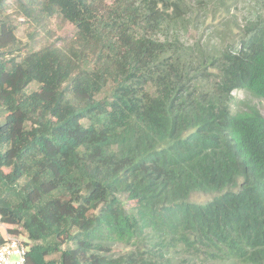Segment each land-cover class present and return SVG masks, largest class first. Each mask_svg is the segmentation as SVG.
Returning <instances> with one entry per match:
<instances>
[{"label": "trees", "instance_id": "16d2710c", "mask_svg": "<svg viewBox=\"0 0 264 264\" xmlns=\"http://www.w3.org/2000/svg\"><path fill=\"white\" fill-rule=\"evenodd\" d=\"M203 3L0 0V223L27 264H264V116L232 108L264 100V0Z\"/></svg>", "mask_w": 264, "mask_h": 264}, {"label": "rangeland", "instance_id": "374dc122", "mask_svg": "<svg viewBox=\"0 0 264 264\" xmlns=\"http://www.w3.org/2000/svg\"><path fill=\"white\" fill-rule=\"evenodd\" d=\"M204 6L206 5H212V4H219L223 1H226L227 3L231 4V15L230 17H234V19L238 20L239 22H245L247 18L249 17L248 11L250 8H253L255 2L257 0H203ZM211 8V6H210ZM217 16V15H216ZM222 16H218L217 19H221ZM227 17V16H226ZM227 17V18H230ZM202 20V19H201ZM214 20L210 19L207 20L205 23H213ZM242 23V24H243ZM51 29L53 30V33L60 37H70L74 33L73 27L65 22H62V20H54L51 24ZM33 28L29 27V24L25 23L22 25L21 29L18 32V37L23 40L24 43H29L31 40V32H33ZM189 38L191 41H193L196 38L195 33H191L189 35ZM43 41L42 38L40 40ZM45 41H43L44 43ZM32 44V43H30ZM233 104L232 108L236 112L246 111L251 108H257L260 113L264 116V100L254 97L249 92H246L244 90H236L233 92ZM18 230L21 232L22 229L18 228ZM22 240H25V236L23 234L19 235Z\"/></svg>", "mask_w": 264, "mask_h": 264}, {"label": "built area", "instance_id": "2783aa9c", "mask_svg": "<svg viewBox=\"0 0 264 264\" xmlns=\"http://www.w3.org/2000/svg\"><path fill=\"white\" fill-rule=\"evenodd\" d=\"M28 251L21 238L8 235L0 241V264H27Z\"/></svg>", "mask_w": 264, "mask_h": 264}, {"label": "crops", "instance_id": "0c3cea01", "mask_svg": "<svg viewBox=\"0 0 264 264\" xmlns=\"http://www.w3.org/2000/svg\"><path fill=\"white\" fill-rule=\"evenodd\" d=\"M7 226L0 223V241H2L9 234L7 233Z\"/></svg>", "mask_w": 264, "mask_h": 264}]
</instances>
